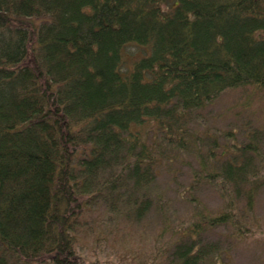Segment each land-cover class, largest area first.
I'll return each mask as SVG.
<instances>
[{"label":"trees","instance_id":"obj_1","mask_svg":"<svg viewBox=\"0 0 264 264\" xmlns=\"http://www.w3.org/2000/svg\"><path fill=\"white\" fill-rule=\"evenodd\" d=\"M131 46L145 53L127 58ZM233 91L247 108L264 96V0H0V264H83L85 233L141 221L185 154L191 187L225 202L173 230L170 264L219 253L207 227L247 234L264 126L225 145L197 132Z\"/></svg>","mask_w":264,"mask_h":264},{"label":"rangeland","instance_id":"obj_2","mask_svg":"<svg viewBox=\"0 0 264 264\" xmlns=\"http://www.w3.org/2000/svg\"><path fill=\"white\" fill-rule=\"evenodd\" d=\"M142 53L145 48L131 46L125 55L132 58ZM244 97L245 94L239 91L226 94L206 110L203 122L197 124V132L200 135L213 133L215 137L220 135V143L225 145L230 143L226 136H222L225 132L235 130L239 133L245 124L251 129L263 127L264 96L251 100L249 108L242 104ZM242 138L235 143L241 142ZM197 165V159L189 154L180 155L176 163H169L151 190L156 206L141 221L115 218L112 223L97 228V232L95 228L86 232L81 250L83 264H170L171 241L177 238L173 230H184L198 209L216 214L224 208L225 201L218 186L191 187L192 171ZM187 195L194 197L197 206L188 200ZM98 210L96 208L91 216L94 222ZM248 214L243 212L251 227L245 235L235 234L233 229L224 226L207 227L201 233L203 244L216 243L220 249L203 264H264V189L258 195L254 212L246 218Z\"/></svg>","mask_w":264,"mask_h":264}]
</instances>
